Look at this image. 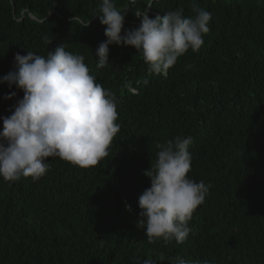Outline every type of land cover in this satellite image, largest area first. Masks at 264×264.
<instances>
[{
    "label": "trees",
    "instance_id": "trees-1",
    "mask_svg": "<svg viewBox=\"0 0 264 264\" xmlns=\"http://www.w3.org/2000/svg\"><path fill=\"white\" fill-rule=\"evenodd\" d=\"M114 2L127 11L125 29L138 27L135 13L151 4L150 18L203 8L210 30L166 75L150 73L132 46L110 45L111 67L98 68L107 39L95 16L100 0H0V76L17 53L47 56L64 44L115 95L120 127L96 166L50 157L38 181L0 180V264H264V0ZM22 98L0 84V117ZM178 135L193 138L189 177L211 187L183 243H149L136 226L139 196L151 186L143 173L156 145Z\"/></svg>",
    "mask_w": 264,
    "mask_h": 264
},
{
    "label": "clouds",
    "instance_id": "clouds-1",
    "mask_svg": "<svg viewBox=\"0 0 264 264\" xmlns=\"http://www.w3.org/2000/svg\"><path fill=\"white\" fill-rule=\"evenodd\" d=\"M150 8L151 4L146 11L135 13L140 18L138 27L125 29L127 11L119 10L114 0H100L95 16L106 26L107 39L96 50L98 68L111 67L110 45L134 47L155 75H166L189 50L199 51L210 30L209 11L194 6L195 14L185 17L179 7L150 18ZM26 53H17L13 70L0 76V84L14 85L23 92V98L10 109L11 115L0 117V180L30 177L38 181L48 172L50 157L81 168L96 166L109 155V146L120 130L115 95L96 82L85 57L66 51L64 44L47 56ZM14 96L12 92L4 99ZM192 142V136L178 135L166 144L158 143L155 163L143 173L151 186L139 196L136 226L145 231L149 243H183L192 231L193 213L209 194L210 184L188 175ZM143 264L155 262L145 259ZM172 264L209 262L176 257Z\"/></svg>",
    "mask_w": 264,
    "mask_h": 264
}]
</instances>
